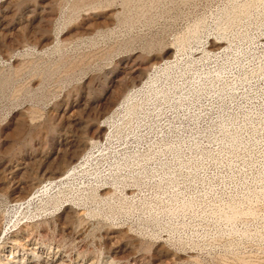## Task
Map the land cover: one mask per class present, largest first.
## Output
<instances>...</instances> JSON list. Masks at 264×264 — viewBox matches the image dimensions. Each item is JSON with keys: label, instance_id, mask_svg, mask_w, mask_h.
I'll use <instances>...</instances> for the list:
<instances>
[{"label": "rangeland", "instance_id": "1", "mask_svg": "<svg viewBox=\"0 0 264 264\" xmlns=\"http://www.w3.org/2000/svg\"><path fill=\"white\" fill-rule=\"evenodd\" d=\"M125 153L146 168L110 218L17 211L84 157ZM11 246L19 264L58 248L84 264H264V0H0Z\"/></svg>", "mask_w": 264, "mask_h": 264}, {"label": "bare ground", "instance_id": "2", "mask_svg": "<svg viewBox=\"0 0 264 264\" xmlns=\"http://www.w3.org/2000/svg\"><path fill=\"white\" fill-rule=\"evenodd\" d=\"M143 87H146L158 96L157 78H151L144 83ZM132 95L130 92L124 102L129 103ZM145 168V164L137 161L136 156L131 154L125 153L122 156H112L100 161L86 156L79 163L71 165L65 171V174L49 177L48 181L46 180L47 182L38 190L26 198L18 200L15 207L20 213L22 211L24 212V210L30 212L32 205L40 206L39 209H47L51 205H57L63 208V213L68 209H72L75 214L74 216L78 219L80 218L81 210L89 218L90 216L110 218L113 214L114 206L122 203L127 198L129 186L136 185L140 181V177ZM18 239H15L14 242H19L20 240ZM29 245L28 242L24 243L23 249L25 254H35L36 251L33 250L35 247L32 248ZM9 248V257L5 253H0V264H19L16 258H13V247L11 246ZM52 253V264L56 261H60L58 264H84L82 259L77 257L74 260L70 258L69 254L62 253L60 248L55 252L51 251L50 255ZM89 264L95 263L92 261Z\"/></svg>", "mask_w": 264, "mask_h": 264}]
</instances>
